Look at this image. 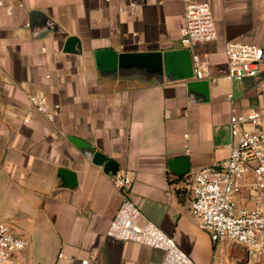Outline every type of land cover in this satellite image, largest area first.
Returning <instances> with one entry per match:
<instances>
[{
  "label": "crops",
  "instance_id": "crops-1",
  "mask_svg": "<svg viewBox=\"0 0 264 264\" xmlns=\"http://www.w3.org/2000/svg\"><path fill=\"white\" fill-rule=\"evenodd\" d=\"M197 1L210 3L218 37L191 47L181 41L184 0L0 5V222L27 239L16 257L29 264L163 263L162 249L107 236L121 193L112 182L114 172L94 163L71 139L78 137L119 168L134 171V199L144 217L196 264L247 258L244 245L212 240L179 182L229 156L234 113L264 110V71L228 80L225 52L227 42L263 43L264 0ZM32 10L46 13L60 28L33 37ZM71 35L80 38L81 52L64 51ZM107 49H189L193 74L184 77L175 59L163 83L119 78L96 63L95 52ZM193 54L208 61L203 78L194 72ZM39 92L49 105H60L54 122L30 103L29 96ZM237 199L250 205L257 196L244 186ZM257 264H264V255Z\"/></svg>",
  "mask_w": 264,
  "mask_h": 264
},
{
  "label": "built area",
  "instance_id": "built-area-1",
  "mask_svg": "<svg viewBox=\"0 0 264 264\" xmlns=\"http://www.w3.org/2000/svg\"><path fill=\"white\" fill-rule=\"evenodd\" d=\"M3 4L4 0H0V5ZM184 5L183 44L191 47L197 42L216 39L218 32L210 3L184 0ZM225 52L228 80L258 76L264 71V41L261 44L227 42ZM193 64L197 77L203 78L208 61L193 54ZM261 86L264 88V81ZM228 97L233 100L231 93ZM29 101L51 122L60 113V105H49L41 92L31 94ZM30 120L28 115L24 119L25 122ZM230 128L229 156L198 169L182 179L179 186L190 195L192 213L201 218V227L214 242L228 238L246 247L247 258L229 264H257L264 255V110L234 113L230 117ZM251 174L252 179L247 181ZM134 180V171L122 168L112 177L122 199L107 236L164 250L162 264H196L170 234L144 217L134 199ZM244 186L257 196L253 204L238 202L237 197ZM27 243V239L10 224L0 222V264H29L15 256L23 253ZM80 264H90V260L82 259Z\"/></svg>",
  "mask_w": 264,
  "mask_h": 264
},
{
  "label": "water",
  "instance_id": "water-1",
  "mask_svg": "<svg viewBox=\"0 0 264 264\" xmlns=\"http://www.w3.org/2000/svg\"><path fill=\"white\" fill-rule=\"evenodd\" d=\"M29 26L33 37H39L44 32L57 30L60 25L49 17L46 13L39 10H32L29 16ZM81 40L76 35L69 36L64 45L65 52L79 53L81 52ZM96 63L99 68L105 70L114 69L117 71L119 78H139L144 81H155L163 83L168 75L171 63L175 59H180L184 77L193 74V67L189 49L172 50V51H124L115 52L110 49L97 50L95 52ZM208 82V81H205ZM76 145L83 150L93 162L104 167L106 171L114 173L119 169L116 161L109 156L96 150L89 143L78 137H71ZM181 170V168H180ZM68 175L74 172L63 169ZM180 172H184L181 170ZM75 180V179H74Z\"/></svg>",
  "mask_w": 264,
  "mask_h": 264
},
{
  "label": "rangeland",
  "instance_id": "rangeland-1",
  "mask_svg": "<svg viewBox=\"0 0 264 264\" xmlns=\"http://www.w3.org/2000/svg\"><path fill=\"white\" fill-rule=\"evenodd\" d=\"M228 241H230V242H231V241H234V240H228Z\"/></svg>",
  "mask_w": 264,
  "mask_h": 264
}]
</instances>
